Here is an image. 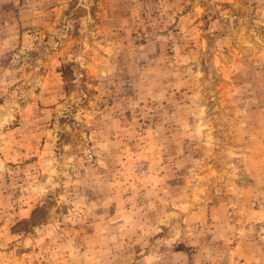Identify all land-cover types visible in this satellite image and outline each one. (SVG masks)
Masks as SVG:
<instances>
[{
    "label": "rangeland",
    "instance_id": "374dc122",
    "mask_svg": "<svg viewBox=\"0 0 264 264\" xmlns=\"http://www.w3.org/2000/svg\"><path fill=\"white\" fill-rule=\"evenodd\" d=\"M0 264H264V0H0Z\"/></svg>",
    "mask_w": 264,
    "mask_h": 264
},
{
    "label": "trees",
    "instance_id": "16d2710c",
    "mask_svg": "<svg viewBox=\"0 0 264 264\" xmlns=\"http://www.w3.org/2000/svg\"><path fill=\"white\" fill-rule=\"evenodd\" d=\"M63 73H64V75H65V78L67 79V74L69 73V71L65 69V70L63 71Z\"/></svg>",
    "mask_w": 264,
    "mask_h": 264
}]
</instances>
